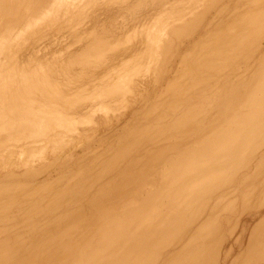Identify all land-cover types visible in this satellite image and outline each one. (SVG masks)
Masks as SVG:
<instances>
[{
    "label": "bare ground",
    "instance_id": "1",
    "mask_svg": "<svg viewBox=\"0 0 264 264\" xmlns=\"http://www.w3.org/2000/svg\"><path fill=\"white\" fill-rule=\"evenodd\" d=\"M263 45L264 0H0V264H220Z\"/></svg>",
    "mask_w": 264,
    "mask_h": 264
},
{
    "label": "rangeland",
    "instance_id": "2",
    "mask_svg": "<svg viewBox=\"0 0 264 264\" xmlns=\"http://www.w3.org/2000/svg\"><path fill=\"white\" fill-rule=\"evenodd\" d=\"M264 52V45L259 51L258 55H261ZM264 67V65H263ZM264 70V68H263ZM259 133L262 134V141L251 142L249 148V154L241 158L239 162L238 169H235L234 173H238L236 177V183L238 185H243L246 187L244 194H249L253 196L256 193V190H261L260 184L264 182V121L260 125ZM257 157V158H256ZM232 173V174H234ZM246 174V175H245ZM244 175V176H243ZM259 178V179H258ZM258 181V182H257ZM239 200L232 202V206H227L225 208V214L219 220L222 228H235L236 230L232 235H228L225 240L220 256V264H238L242 261V252L245 250L249 238L252 232V223H256L261 216L264 215V207L261 209V212L255 216V218H250L249 215H244L240 222L237 223L238 213L241 212V208H237L239 205ZM228 204V203H227ZM226 205V204H225ZM232 212V213H231ZM233 218V220H232ZM163 220H167V214L162 215ZM232 220L231 225H228V222ZM228 225V226H227ZM243 234V237L240 238V235ZM258 238V237H257ZM138 258V257H136ZM249 264H264V259L253 258Z\"/></svg>",
    "mask_w": 264,
    "mask_h": 264
}]
</instances>
